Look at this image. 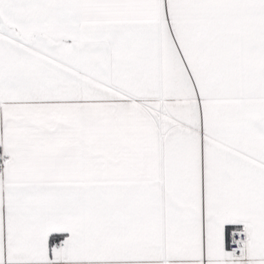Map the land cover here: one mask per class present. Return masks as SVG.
<instances>
[{
	"label": "snow or ice",
	"instance_id": "obj_1",
	"mask_svg": "<svg viewBox=\"0 0 264 264\" xmlns=\"http://www.w3.org/2000/svg\"><path fill=\"white\" fill-rule=\"evenodd\" d=\"M0 264H264V0H0Z\"/></svg>",
	"mask_w": 264,
	"mask_h": 264
}]
</instances>
